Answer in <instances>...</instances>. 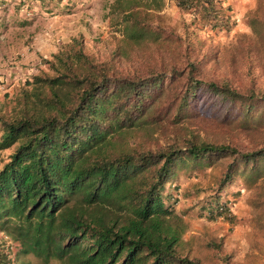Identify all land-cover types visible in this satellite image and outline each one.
<instances>
[{"label":"trees","instance_id":"obj_1","mask_svg":"<svg viewBox=\"0 0 264 264\" xmlns=\"http://www.w3.org/2000/svg\"><path fill=\"white\" fill-rule=\"evenodd\" d=\"M175 1L191 11L186 28L229 26L220 0ZM161 5L114 0L118 48L99 58L73 37L42 58L52 72L26 81L21 108L0 110V151L10 149L0 154V264L14 245L63 264H202L178 250L186 224L164 196L174 177L226 158L201 208L231 224L220 191L236 175L264 179V0L246 13L253 34L237 46L243 86L208 74L199 41H165ZM119 55L137 66L120 67ZM198 89L227 104L219 119L194 110Z\"/></svg>","mask_w":264,"mask_h":264},{"label":"rangeland","instance_id":"obj_2","mask_svg":"<svg viewBox=\"0 0 264 264\" xmlns=\"http://www.w3.org/2000/svg\"><path fill=\"white\" fill-rule=\"evenodd\" d=\"M158 10L161 24L171 42L188 39L199 41L208 74L229 73L235 83L243 86L248 82L244 75L242 56L237 46L244 33L253 34L246 13L258 4V0H220L230 17L229 26H201L191 22V11L182 9L175 0H161ZM114 0H0V110L9 112L22 106L21 88H31L26 83L34 73L52 72L42 58H52V53L80 39V46L88 54L99 58L110 55L118 48L122 36L116 22L118 10ZM155 5L154 2H151ZM149 46L151 42L144 40ZM162 46H165L163 44ZM118 65L135 67L133 57L119 55ZM231 58L234 73L230 72ZM231 73V74H230ZM193 108L204 116L219 119L227 104L217 101L215 94L198 89L192 100ZM233 111L234 108H228ZM155 137V134H153ZM160 139V137H159ZM161 140V139H160ZM9 148L0 151L6 157ZM221 158L215 165H204L194 170H180L169 184L165 203L183 217L186 228L179 253L198 258L202 264H225L229 256L231 264H264V179L249 184L236 175L221 193L235 214L234 223L222 216L209 218L202 210L212 185L219 178L226 162ZM2 158H0V164ZM0 232V240H4ZM10 264H63L51 258L48 262L31 254L21 253L17 246L10 252ZM229 263V264H230Z\"/></svg>","mask_w":264,"mask_h":264},{"label":"clouds","instance_id":"obj_3","mask_svg":"<svg viewBox=\"0 0 264 264\" xmlns=\"http://www.w3.org/2000/svg\"><path fill=\"white\" fill-rule=\"evenodd\" d=\"M0 232H1V233H3L4 231H3V232H2V231H0ZM3 234H4V233H3ZM11 251H12V250H11ZM11 251H10V252H11ZM10 252L8 253V256H9V258H10L11 260H13V258L11 257V254H10Z\"/></svg>","mask_w":264,"mask_h":264}]
</instances>
